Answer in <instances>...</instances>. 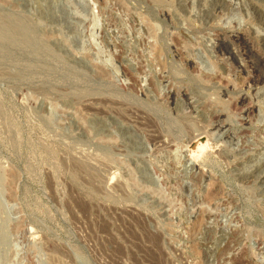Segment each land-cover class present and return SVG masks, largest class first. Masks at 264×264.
Returning <instances> with one entry per match:
<instances>
[{
    "label": "rangeland",
    "instance_id": "1",
    "mask_svg": "<svg viewBox=\"0 0 264 264\" xmlns=\"http://www.w3.org/2000/svg\"><path fill=\"white\" fill-rule=\"evenodd\" d=\"M263 77L264 0H0V264H264Z\"/></svg>",
    "mask_w": 264,
    "mask_h": 264
},
{
    "label": "bare ground",
    "instance_id": "2",
    "mask_svg": "<svg viewBox=\"0 0 264 264\" xmlns=\"http://www.w3.org/2000/svg\"><path fill=\"white\" fill-rule=\"evenodd\" d=\"M92 20H93V22H97V21H98L97 18H93ZM14 22H15V21H14ZM93 22H92V23H93ZM92 27H93V26H92ZM93 28H94V27H93ZM261 75H262V74H261ZM261 77H262V76H261ZM261 77H260V78H261ZM263 78H264V77H263Z\"/></svg>",
    "mask_w": 264,
    "mask_h": 264
}]
</instances>
